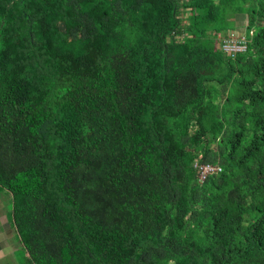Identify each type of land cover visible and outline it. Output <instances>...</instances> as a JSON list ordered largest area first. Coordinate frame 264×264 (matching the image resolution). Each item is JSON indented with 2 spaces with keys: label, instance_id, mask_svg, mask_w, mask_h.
Returning a JSON list of instances; mask_svg holds the SVG:
<instances>
[{
  "label": "trees",
  "instance_id": "1",
  "mask_svg": "<svg viewBox=\"0 0 264 264\" xmlns=\"http://www.w3.org/2000/svg\"><path fill=\"white\" fill-rule=\"evenodd\" d=\"M0 190L23 264H264V0H0Z\"/></svg>",
  "mask_w": 264,
  "mask_h": 264
},
{
  "label": "crops",
  "instance_id": "2",
  "mask_svg": "<svg viewBox=\"0 0 264 264\" xmlns=\"http://www.w3.org/2000/svg\"><path fill=\"white\" fill-rule=\"evenodd\" d=\"M9 203L11 204V194L0 191V264H8L6 256L22 247L9 219Z\"/></svg>",
  "mask_w": 264,
  "mask_h": 264
},
{
  "label": "built area",
  "instance_id": "3",
  "mask_svg": "<svg viewBox=\"0 0 264 264\" xmlns=\"http://www.w3.org/2000/svg\"><path fill=\"white\" fill-rule=\"evenodd\" d=\"M222 49L225 53L233 57L236 55V53L245 51L247 49L246 34L241 33L238 30H229L222 41ZM195 166L198 168L199 180L201 182L206 180V178L212 172L221 170L219 166L213 164H203L196 162Z\"/></svg>",
  "mask_w": 264,
  "mask_h": 264
},
{
  "label": "rangeland",
  "instance_id": "4",
  "mask_svg": "<svg viewBox=\"0 0 264 264\" xmlns=\"http://www.w3.org/2000/svg\"><path fill=\"white\" fill-rule=\"evenodd\" d=\"M185 16L187 17L188 14H186ZM235 20L237 21L238 26H239V28L237 30L241 33H244V27L247 23L246 15L245 14L238 15V16H236ZM220 36H223V34L221 33ZM221 46H222L221 43L217 44L218 48ZM10 205L11 204L9 203V207H10ZM25 259H26V251L22 247L17 248L13 254H9L6 256V262L8 264H23Z\"/></svg>",
  "mask_w": 264,
  "mask_h": 264
}]
</instances>
